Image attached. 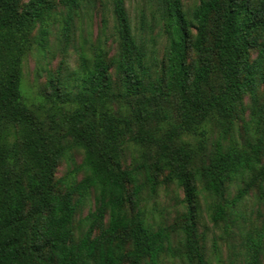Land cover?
<instances>
[{"label": "trees", "instance_id": "obj_1", "mask_svg": "<svg viewBox=\"0 0 264 264\" xmlns=\"http://www.w3.org/2000/svg\"><path fill=\"white\" fill-rule=\"evenodd\" d=\"M101 1L0 0V264H158L171 234L153 229L143 192L170 183L184 194L180 256L208 264L199 196L212 200L214 224L253 191L264 208V0H200L191 13L158 0L160 58L133 32L124 0H110L116 54L97 43L71 77L59 63L29 96L27 56L47 52L57 17L68 44L74 18ZM62 161L71 167L55 179ZM90 193L95 208L79 222ZM262 216L241 234L242 264H263Z\"/></svg>", "mask_w": 264, "mask_h": 264}, {"label": "rangeland", "instance_id": "obj_2", "mask_svg": "<svg viewBox=\"0 0 264 264\" xmlns=\"http://www.w3.org/2000/svg\"><path fill=\"white\" fill-rule=\"evenodd\" d=\"M27 1V0H23ZM200 0H181L183 9L191 13ZM124 6L130 19L134 33L143 37L148 42L151 50L157 51L160 58L166 46L165 36L162 34L161 24L158 22V0H124ZM60 14L65 15L64 9L59 8ZM79 17L74 18L76 29L68 44H64L60 34V20L57 17L48 35L47 52L34 48L27 56L23 64V76L29 96L40 93L44 89L48 72H54L63 63V75L71 77L79 66V57L82 51L90 53L91 49L100 44L112 57L118 50L117 37L114 32V17L110 0H102L93 6L83 7ZM143 20V27H140ZM53 22V21H52ZM34 102L35 99H32ZM130 149L125 151L123 165L130 164L132 154ZM76 164L82 159L80 152L74 153ZM71 167V164L62 161L55 172V179L63 176ZM82 175H78V180ZM240 187L238 180L232 182L228 187L226 197L232 199ZM256 191L251 192L241 204L235 208V213L229 219L237 218V221L219 222L214 224L210 219V211L207 210L212 200L205 195L199 196V211L197 221V233L204 246V257L208 264H242L241 260V234L245 230H253L252 227H260L263 221L264 208L261 207L256 198ZM183 190L175 183L160 185L154 193L149 189L143 192L147 208V219L153 224V229L159 226L167 228L171 234V250L160 255L158 264H185L181 258L183 248V233L179 229L184 222L185 206L182 202ZM96 194L90 193L84 198L77 215V221H83L89 211L95 208ZM232 222V223H231ZM82 230L85 225L82 223ZM96 233V232H95ZM220 258V260H219ZM264 264V255L262 257ZM142 264H150L144 261Z\"/></svg>", "mask_w": 264, "mask_h": 264}]
</instances>
